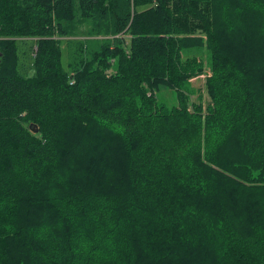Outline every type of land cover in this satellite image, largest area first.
<instances>
[{
    "label": "trees",
    "instance_id": "16d2710c",
    "mask_svg": "<svg viewBox=\"0 0 264 264\" xmlns=\"http://www.w3.org/2000/svg\"><path fill=\"white\" fill-rule=\"evenodd\" d=\"M0 264H264V0H0Z\"/></svg>",
    "mask_w": 264,
    "mask_h": 264
},
{
    "label": "rangeland",
    "instance_id": "374dc122",
    "mask_svg": "<svg viewBox=\"0 0 264 264\" xmlns=\"http://www.w3.org/2000/svg\"><path fill=\"white\" fill-rule=\"evenodd\" d=\"M87 26H83L82 28L79 29L77 36L75 37H64L62 39V50H63V61L66 63L68 60H70L73 55L74 51L77 49V40H83L87 38ZM74 40V41H71ZM29 43V42H28ZM29 45H26L22 49L25 50L28 56V59L26 61V64L29 65L31 63V52L29 51ZM203 60H205L206 57V52L203 51L201 53H198ZM206 68L208 69V66L206 65ZM31 73V71L29 72ZM191 87L193 90V95H192V100L197 101L198 96H200L203 99L204 105L207 104L209 101L208 96L206 94L205 88H204V83H203V78H197L192 80L191 82ZM157 97L158 100L168 106H171L176 103V91L174 89H171L167 86H160L157 90Z\"/></svg>",
    "mask_w": 264,
    "mask_h": 264
},
{
    "label": "water",
    "instance_id": "95a60500",
    "mask_svg": "<svg viewBox=\"0 0 264 264\" xmlns=\"http://www.w3.org/2000/svg\"><path fill=\"white\" fill-rule=\"evenodd\" d=\"M31 127H32V125H31ZM32 128H33V129H32L33 132H37V131H38V128H37V127L34 126V127H32Z\"/></svg>",
    "mask_w": 264,
    "mask_h": 264
}]
</instances>
